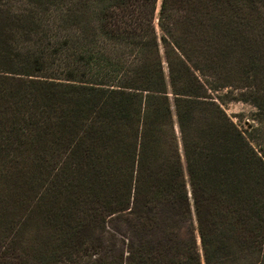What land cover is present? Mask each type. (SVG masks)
<instances>
[{"label":"trees","instance_id":"trees-1","mask_svg":"<svg viewBox=\"0 0 264 264\" xmlns=\"http://www.w3.org/2000/svg\"><path fill=\"white\" fill-rule=\"evenodd\" d=\"M2 179L0 264H264V0H0Z\"/></svg>","mask_w":264,"mask_h":264},{"label":"rangeland","instance_id":"rangeland-1","mask_svg":"<svg viewBox=\"0 0 264 264\" xmlns=\"http://www.w3.org/2000/svg\"><path fill=\"white\" fill-rule=\"evenodd\" d=\"M225 111L230 115V117L238 123L240 126L244 127L245 123H252V114L255 111V107L249 103L242 102V101H229L223 105ZM11 180V179H9ZM7 183L10 182L2 179L0 181V197H3V203L0 204V215L2 216L4 221H7V218L13 217L15 218L16 215L12 213L11 208H9L8 200L10 201V196H16L19 189L13 188L11 185L14 186L13 182L7 188ZM6 194H8V200L6 198ZM21 213V210L17 212V215Z\"/></svg>","mask_w":264,"mask_h":264}]
</instances>
